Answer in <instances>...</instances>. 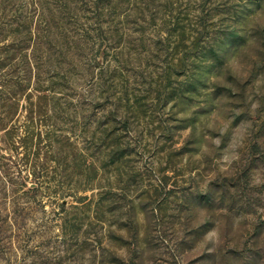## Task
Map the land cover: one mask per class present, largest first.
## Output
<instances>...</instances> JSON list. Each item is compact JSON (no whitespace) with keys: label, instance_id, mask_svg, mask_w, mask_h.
<instances>
[{"label":"rangeland","instance_id":"374dc122","mask_svg":"<svg viewBox=\"0 0 264 264\" xmlns=\"http://www.w3.org/2000/svg\"><path fill=\"white\" fill-rule=\"evenodd\" d=\"M0 264H264V0H0Z\"/></svg>","mask_w":264,"mask_h":264},{"label":"trees","instance_id":"16d2710c","mask_svg":"<svg viewBox=\"0 0 264 264\" xmlns=\"http://www.w3.org/2000/svg\"><path fill=\"white\" fill-rule=\"evenodd\" d=\"M26 31H28V30L25 29V32H26ZM21 79H23V78H22V77L19 78L18 81H17V83H18V82L20 83V82H21ZM15 83H16V82H15ZM17 83H16V84H17Z\"/></svg>","mask_w":264,"mask_h":264}]
</instances>
